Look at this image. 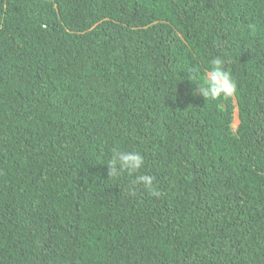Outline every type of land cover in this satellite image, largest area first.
Returning a JSON list of instances; mask_svg holds the SVG:
<instances>
[{
	"label": "trees",
	"instance_id": "16d2710c",
	"mask_svg": "<svg viewBox=\"0 0 264 264\" xmlns=\"http://www.w3.org/2000/svg\"><path fill=\"white\" fill-rule=\"evenodd\" d=\"M0 264H264V0H0Z\"/></svg>",
	"mask_w": 264,
	"mask_h": 264
},
{
	"label": "clouds",
	"instance_id": "9594fccd",
	"mask_svg": "<svg viewBox=\"0 0 264 264\" xmlns=\"http://www.w3.org/2000/svg\"><path fill=\"white\" fill-rule=\"evenodd\" d=\"M210 68H206L201 73L198 68L189 69L192 81L196 82L200 94L206 100H216L221 97H230L237 92L238 84L231 70L226 66V61L222 57H215L210 61ZM108 174L110 177H119L123 173L129 176L135 175L132 185H143L147 189H152L154 177L148 174H139L145 166L144 155L137 150H121L117 147L111 149V157L106 160ZM157 195L158 193L153 192Z\"/></svg>",
	"mask_w": 264,
	"mask_h": 264
},
{
	"label": "rangeland",
	"instance_id": "374dc122",
	"mask_svg": "<svg viewBox=\"0 0 264 264\" xmlns=\"http://www.w3.org/2000/svg\"><path fill=\"white\" fill-rule=\"evenodd\" d=\"M239 124V120H238V115H237V112L235 113V120H234V123H233V127L234 129L238 126Z\"/></svg>",
	"mask_w": 264,
	"mask_h": 264
}]
</instances>
